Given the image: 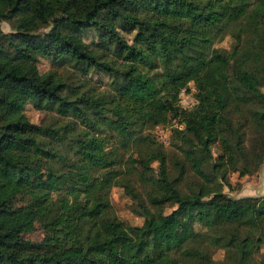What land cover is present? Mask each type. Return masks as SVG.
I'll return each instance as SVG.
<instances>
[{
	"label": "trees",
	"instance_id": "1",
	"mask_svg": "<svg viewBox=\"0 0 264 264\" xmlns=\"http://www.w3.org/2000/svg\"><path fill=\"white\" fill-rule=\"evenodd\" d=\"M40 58L104 72L109 89L41 71ZM27 104L65 120L33 122ZM263 160L264 0H0V264H217L214 246L226 264H264V194L224 190ZM114 185L140 224L114 212ZM59 190L71 200L44 203ZM20 191L29 200L11 205ZM37 225L40 239L23 236Z\"/></svg>",
	"mask_w": 264,
	"mask_h": 264
},
{
	"label": "rangeland",
	"instance_id": "2",
	"mask_svg": "<svg viewBox=\"0 0 264 264\" xmlns=\"http://www.w3.org/2000/svg\"><path fill=\"white\" fill-rule=\"evenodd\" d=\"M2 28L7 31L11 29V25L8 22H2L1 23ZM129 39L131 38V35L128 36ZM96 38V32L90 31L88 33L87 41L90 42V40ZM232 38L230 35H225L221 40H219L216 45L221 47L229 48L231 45ZM38 66L41 71H46L49 69H55L57 68V71L62 72L63 75L70 80L76 81L77 79H82V81H85L86 79V87H92L94 91H101V90H107L109 89V77L104 72H95L92 71L90 74L86 76H82L79 74V72L73 74L70 73L71 69L64 68V67H56L49 59L46 58H40L38 61ZM190 90L185 94L186 100L190 101L191 99V91L193 90L194 86L193 83L190 82ZM25 112L33 122H43V123H54V124H60L65 119L60 117L56 112L46 111L35 108L32 104H27L25 107ZM160 129L157 128L156 130L153 129V133L158 135ZM103 140L107 147H110L114 143V139L112 136H110L109 133L103 134ZM165 150L168 153L169 156V162H168V168L174 172V162L173 160L175 158H180V154L178 150L172 146L171 144L164 146ZM211 149L213 153H217V145L214 141L211 142ZM130 155L134 160L137 157V154L133 150H129L126 152V157ZM133 160V161H134ZM157 162H153V166L155 169H157ZM135 170H140L139 164L134 162ZM134 179V185L136 188H139V184ZM230 180L232 182V185L230 187L224 186V190L233 196H243V195H263L264 194V160L260 166V168L250 174H246L244 176H238L237 172L230 173ZM90 190L85 192H79L77 195L80 199L85 200L90 197ZM110 198H111V204L114 212L116 215L123 220L125 223L128 224H140L143 220V217L134 211H132L131 206L133 204V201L131 198L124 192L123 188L119 185H114L111 187L110 190ZM56 199L60 200L63 203H67L71 200V196L64 190L59 191H53L44 199V203L47 204L51 200ZM27 200H29V194L26 191H20L18 192L15 197L13 198L11 205H20L22 203H25ZM171 207H166L165 211H169ZM23 236L25 238L29 239H40L43 236V231L40 228L39 225L36 226L34 231L30 233H24ZM211 255L213 259L216 261L217 264H226L227 259L225 257V251L224 249L214 246L211 248ZM264 257V244H262L257 252L254 254V260L259 261Z\"/></svg>",
	"mask_w": 264,
	"mask_h": 264
},
{
	"label": "built area",
	"instance_id": "3",
	"mask_svg": "<svg viewBox=\"0 0 264 264\" xmlns=\"http://www.w3.org/2000/svg\"><path fill=\"white\" fill-rule=\"evenodd\" d=\"M187 92H188V91H187L186 89H183V90L180 92V94H179V103H180V105H182L183 107H191V106L194 104V98L192 97V93H191V99H190V101H187V100H186V96H185V94H186ZM157 128L160 129L159 134L157 135V138L165 141V138H166V135H167V130H164V129L161 128V127H157Z\"/></svg>",
	"mask_w": 264,
	"mask_h": 264
}]
</instances>
